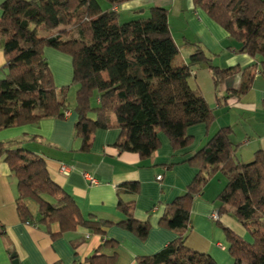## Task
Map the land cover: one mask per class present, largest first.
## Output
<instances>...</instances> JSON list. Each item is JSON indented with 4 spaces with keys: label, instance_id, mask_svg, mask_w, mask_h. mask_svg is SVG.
I'll return each instance as SVG.
<instances>
[{
    "label": "trees",
    "instance_id": "1",
    "mask_svg": "<svg viewBox=\"0 0 264 264\" xmlns=\"http://www.w3.org/2000/svg\"><path fill=\"white\" fill-rule=\"evenodd\" d=\"M105 1L110 5L106 9L101 0H2L0 47L6 61L0 78V128L63 119L73 110L81 149L89 148L95 130L117 127L119 150L145 158L160 147L159 133L169 139L173 150L189 146L190 127L211 125L216 106L240 101L255 74L264 78V0H193L240 41L242 52L259 57L238 87L222 96H217L220 85L237 68L215 65L198 43H192L187 63L176 64L180 48L172 39L165 8L153 6L147 16L121 22L115 8L127 0ZM45 48L71 57L72 83L77 88L70 110L64 89L55 86ZM195 68L211 72L216 106L191 87ZM232 133L230 126H221L188 159L198 173L169 207L166 226L186 228L192 199L222 173L219 213L229 211L252 237L247 242L226 230L234 264H264V154L258 150L250 161L239 160V144L232 141ZM1 159L16 177L17 209L23 220L32 218L26 201L33 200L38 220L57 221L62 230L81 225L103 231L104 222L79 214L73 199L51 178L43 158L18 147L16 141H0ZM124 225L142 237L147 234L146 223L129 219ZM94 259L98 261L92 264L112 263L103 256ZM142 264L216 263L207 253L187 249L179 236Z\"/></svg>",
    "mask_w": 264,
    "mask_h": 264
},
{
    "label": "crops",
    "instance_id": "2",
    "mask_svg": "<svg viewBox=\"0 0 264 264\" xmlns=\"http://www.w3.org/2000/svg\"><path fill=\"white\" fill-rule=\"evenodd\" d=\"M101 2L104 9L110 6L105 0ZM153 6L167 10L172 39L180 49H185L176 57V64L187 63L194 49L192 43H198L215 65L237 68L220 85L217 96L237 88L249 67L253 63L258 65L259 57L242 52L240 41L193 0H127L115 9L124 22L147 16ZM44 53L51 61L49 68L55 86L72 82L71 57L48 48ZM5 61L0 47V78L5 73ZM200 72L211 78L208 68H200L193 76L195 81L191 84L190 79L189 83L200 90L210 106H216L214 85L212 92L208 87L202 89L198 82ZM231 102L225 107L216 106L211 125L199 124L188 129L193 139L189 146L173 150L169 139L159 133L160 147L145 158L119 150L117 127L95 130L89 148L81 149L73 110L63 119L51 117L34 124L0 128L1 142L16 141L18 147L44 159L51 178L73 199L82 217L104 222L103 231L99 232L81 225L62 230L57 221L37 219L38 207L33 200L26 201L32 216L26 222L17 209L16 177L1 159L0 264H13L12 253L16 254L18 264H92L98 261L91 260L93 256L112 261L108 264H142L145 257L160 252L179 236L184 237V246L190 251L207 253L216 264H234L226 230L247 242L252 237L229 211L219 213L218 204L212 201L225 184L218 174L192 199L186 228H170L165 220L169 207L186 193L198 173L188 159L218 128H232L231 139L239 144V160L250 161L258 150L264 154V78L255 74L248 93L240 101ZM88 177L96 182L91 183ZM215 211L217 218L212 216ZM129 219L146 223L147 234L142 237L135 229L125 227Z\"/></svg>",
    "mask_w": 264,
    "mask_h": 264
},
{
    "label": "rangeland",
    "instance_id": "3",
    "mask_svg": "<svg viewBox=\"0 0 264 264\" xmlns=\"http://www.w3.org/2000/svg\"><path fill=\"white\" fill-rule=\"evenodd\" d=\"M44 33V32H43ZM39 34H42V33H39ZM183 47H184V45H183ZM50 51H56L55 49H53V48H48ZM180 51H185V49L184 48H182V49H180ZM193 51V50H192ZM182 53V52H181ZM46 55L48 56V54L46 53ZM46 55H45V53H44V57H46ZM47 60V59H46ZM47 62H48V65H49V67H50V64H51V61H50V59L48 58V60H47ZM197 71H198V68L196 69H194L193 70V75H192V80H191V84H192V82H194L195 80V78L193 77L196 73H197ZM198 79H199V83L200 84H202V86H203V88L202 89H205V88H207L208 87V90H209V92H212L211 90H212V87H213V84H212V79L208 76V75H206V78L202 75V72H200V74H199V76H198ZM192 86H194V85H192ZM60 88H63L64 89V92H65V97H66V99H67V102H68V105H69V110L72 108V106H74V103H75V94H76V85L75 84H73L71 81L69 82V83H67V84H64V85H61V87H59L58 89H60ZM195 88V87H194ZM59 92H60V90H58ZM213 94V93H212ZM92 104H96V99H93V101H92ZM213 105H214V103H213ZM205 143V142H204ZM218 174V178H222V179H224L225 180V178H224V176H223V174L222 173H217ZM216 174V175H217ZM215 176V175H214ZM213 178V177H212ZM224 187V185H222V187H221V189L220 190H222V188ZM219 193H220V191L216 194V196H215V198H213V202L215 203V204H218L217 206H219V201H218V195H219Z\"/></svg>",
    "mask_w": 264,
    "mask_h": 264
},
{
    "label": "built area",
    "instance_id": "4",
    "mask_svg": "<svg viewBox=\"0 0 264 264\" xmlns=\"http://www.w3.org/2000/svg\"><path fill=\"white\" fill-rule=\"evenodd\" d=\"M66 114H68V112H67ZM88 178H89V180H90L91 183H95V182H96V180H95L93 177H88ZM160 178H161V176L158 175V176H157V180H159ZM217 214H218V212L215 211V212L212 214L213 218H217Z\"/></svg>",
    "mask_w": 264,
    "mask_h": 264
},
{
    "label": "water",
    "instance_id": "5",
    "mask_svg": "<svg viewBox=\"0 0 264 264\" xmlns=\"http://www.w3.org/2000/svg\"><path fill=\"white\" fill-rule=\"evenodd\" d=\"M12 261H13V264H18V259L16 257V254L15 253H12Z\"/></svg>",
    "mask_w": 264,
    "mask_h": 264
}]
</instances>
